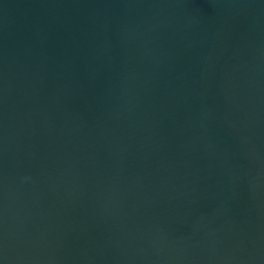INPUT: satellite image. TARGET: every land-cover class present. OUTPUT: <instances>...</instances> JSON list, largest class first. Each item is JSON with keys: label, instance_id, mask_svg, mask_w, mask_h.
<instances>
[{"label": "water", "instance_id": "1", "mask_svg": "<svg viewBox=\"0 0 264 264\" xmlns=\"http://www.w3.org/2000/svg\"><path fill=\"white\" fill-rule=\"evenodd\" d=\"M0 264H264V0H0Z\"/></svg>", "mask_w": 264, "mask_h": 264}]
</instances>
